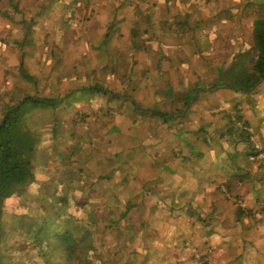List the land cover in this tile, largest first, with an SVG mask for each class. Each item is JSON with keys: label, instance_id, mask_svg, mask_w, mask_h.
<instances>
[{"label": "rangeland", "instance_id": "374dc122", "mask_svg": "<svg viewBox=\"0 0 264 264\" xmlns=\"http://www.w3.org/2000/svg\"><path fill=\"white\" fill-rule=\"evenodd\" d=\"M112 2L111 5L110 2L104 3L101 0H0V38L2 40L0 41V124L10 108L20 106L19 109L24 114L19 126L21 129L15 138L16 143H20L21 139L23 144L21 149L28 151L27 158L32 165L34 180L28 187L20 190L19 195L15 194V198L21 201L22 208L29 205L31 220L35 216L52 215L50 210L53 209L52 204L60 207L59 212L70 213L78 218L77 220L82 222L89 233L92 232L93 224H101L98 220L109 219L102 214L100 196L92 198L88 194L90 182H96L95 170L89 164L94 162L97 165L96 160L99 156L95 148L100 149L101 144L98 143V133H94L93 142H91L92 135L86 134V128L91 121L101 116L100 108H103L105 115L112 113V108L116 106V95L128 97L136 102L141 110L173 114L177 96L189 89L192 99L184 114L180 115L185 117L191 104L200 100L201 97L208 101H215L217 106L227 110L232 103L239 100L240 96L236 92L246 93L240 91L242 89L239 87H243L241 81L245 65L247 67L251 65L253 54L250 53V48L243 39L248 38L247 41L251 44L249 37L254 34L255 19L264 16L257 0H175L170 3L161 0H112ZM107 4L112 7V11L117 7L113 13L110 10L111 7L100 12L99 7ZM188 9L191 11H187ZM215 10L228 13L222 15L216 13L213 18L211 15ZM222 16V20L226 21L223 24L220 19ZM111 23L110 30H107L105 34L101 32L102 26L107 27ZM126 24L131 27V30L123 32L122 26L126 27ZM220 26L229 29L226 38L220 37L225 29ZM182 27L183 30L180 29ZM119 29L122 35H119L120 38L115 41L113 37L115 38ZM159 30L163 32L170 30L171 33L166 34L169 38H163L166 35L161 34ZM132 31L134 37L138 38L133 47L130 46ZM161 38L166 39L167 44L169 43L167 46L171 52L174 50L173 56L176 62L179 59H186L180 56L186 53V49L191 50L192 53L189 54L191 62L189 65L196 60L193 58L195 54H199L196 58H200L203 64L204 61L211 60L206 69V76L191 85L192 78H190L188 82L182 83L180 88L171 75L164 73L165 69L172 70L169 62L168 65L165 62L164 66L155 62L159 55L170 54L169 50L165 53L158 46ZM202 38L208 40L210 47L205 45L207 41L201 40ZM141 41L143 44L146 41L155 43L152 45L153 49L146 50V60L152 63L149 69L150 77H147L149 84H145L142 80L133 81L132 76L142 71L141 68H135L139 61L136 59V54L137 50L140 52ZM222 41H224L223 46ZM195 42L198 44L194 45ZM220 44L223 49L222 55L216 53L219 51ZM156 47L159 49L158 52ZM132 52L134 54L131 56ZM220 57V61L216 63ZM197 67V65L193 66L196 70ZM182 75L181 71L180 79H183ZM121 81L126 88L123 93L117 89V84ZM96 87L103 88L106 92H103V89L97 90ZM150 89L153 91L150 92ZM137 91L138 94H136ZM204 92L207 93L204 94ZM253 92L256 94L255 105L262 104L260 97L264 95V80L248 94ZM24 96L54 98L55 102L48 106L33 107L23 103ZM153 100H159V102L155 104ZM167 100L172 105L164 108L162 104H167ZM150 121L154 122L152 118ZM254 127L260 129L258 123H255ZM216 139L220 140L219 135H216ZM207 140L211 141L212 138L208 137ZM207 149H204V152ZM226 149L229 151V147ZM235 149L233 145V151L229 155L227 152L221 154V148H219L216 152L218 158H212L209 155L207 158L209 167L204 172L216 173L218 169L224 167L223 161L227 157H230L233 162L247 161V155L239 151L234 153ZM86 159L88 161H85ZM111 162L109 167L114 164L113 161ZM251 163L255 161L251 160ZM190 166L188 165L189 168ZM97 173L100 175L101 169H98ZM104 182L110 189L119 185L113 175L106 177ZM262 182L264 183V180ZM78 184L80 187H77ZM100 184L94 185L93 190H99ZM259 186L263 188L264 184L259 183ZM182 196L184 197V194ZM169 197L175 199L176 195L170 194ZM175 206L179 204L176 202ZM9 208L12 207L9 206ZM35 208L39 210L34 211ZM110 213L118 217L120 211ZM57 214L58 212L54 213L52 218L44 221L48 228L56 223L55 215ZM15 215L9 218L13 219ZM214 217L217 218V213ZM194 220L201 223L198 218ZM114 221L121 223L118 219ZM59 222L64 228V221L59 220ZM138 225L142 229L136 234L141 236L143 235L141 231H146V227L142 224ZM104 227L101 226L103 232L98 233V240L93 243L95 252L99 253L98 258L89 256L90 248L85 246L83 241H77L74 245L81 255L78 258L80 264L85 255L87 256L83 259L85 263L118 264V261H122L120 264H124L123 260L113 256V251L108 254L107 251H100L99 248H102V244L106 248L109 246L105 240H102L107 238L105 232L113 244L119 239L118 237L127 235L129 230H126L124 223L116 227L110 226L105 232ZM64 231L60 230L57 233V239H61L58 240L60 243H66L63 240L65 238L70 239ZM132 233L128 234L131 237L129 239L134 238ZM210 233L216 234L213 230ZM197 234L190 233L183 239H177L182 245L178 253L181 255L173 257L174 264H188V262L196 264L189 261L192 257L188 256L186 248L197 245L192 240ZM247 234L248 230L245 235ZM263 238L264 235L261 240ZM130 244H126L123 239L117 246V250H125ZM198 248L200 251V247ZM249 248L252 256L249 253L250 256L245 261L248 264H264V244L261 250L252 243L249 244ZM132 251L135 256L142 252L141 249ZM234 251L232 244L227 250L228 255L233 256ZM33 252H31L32 255ZM144 253L147 254V252ZM102 254L105 255L100 259L99 256ZM123 254L127 259V253L123 252ZM182 254L186 257H182ZM221 254L219 256L222 258L224 254ZM148 260L153 264H164L166 259L153 257ZM169 260L168 264H172L171 259ZM245 261L243 264H247ZM208 263L227 264L214 256L208 257Z\"/></svg>", "mask_w": 264, "mask_h": 264}, {"label": "crops", "instance_id": "0c3cea01", "mask_svg": "<svg viewBox=\"0 0 264 264\" xmlns=\"http://www.w3.org/2000/svg\"><path fill=\"white\" fill-rule=\"evenodd\" d=\"M101 1H104V3L110 2L111 5L113 3L112 0ZM107 7L110 8L111 6L108 4L101 5L99 7L100 12L102 10L105 11ZM116 8H113V11ZM110 10L113 13L112 7ZM187 11H191V9ZM216 13L222 15L228 12H218L215 10L211 16L214 18ZM222 18L223 16L220 18L223 24L226 21L222 20ZM110 25L107 27L106 25L102 26L101 32L105 34L109 30ZM122 27L124 28L123 32L131 30V27L127 26V24L126 27ZM180 29L183 30V27ZM228 30V28H225L220 37L226 38ZM159 31L163 35L171 33L170 30L165 32ZM120 33L121 29L117 30V34L115 38L113 37V40H118L120 38L119 35H122ZM163 38L167 39L169 35ZM163 38H161L162 41L160 40L158 46H160L162 51L167 53V50H169L167 45L169 43L167 44L166 39ZM249 38H251L252 43L253 36L251 35ZM137 39V37H134L132 31V43L131 45L129 43V45L135 46ZM201 40L207 41L205 45L210 47L207 39L202 38ZM243 40L250 48L251 44L248 43V38L245 37ZM223 42H221L222 46ZM153 44L155 43L149 41L143 44L141 41L140 52L137 50L136 54V59L139 61L135 68H141L142 71L132 75L133 81L142 80L145 84H149L147 77H150L149 69L152 63L146 60V50L153 49ZM195 44L198 43L195 42ZM222 46L220 44L219 51L216 53L223 54ZM113 50L114 47L112 45ZM156 50L157 52L159 51L157 47ZM185 52L180 54V56L186 59H179L178 62L174 59V50L172 52L169 50L170 54L168 56L159 55L155 59L156 64L161 63L160 65L162 66H164L165 62L168 65L169 62L172 70L165 69L164 73L171 75L175 82L180 85V88L182 83L188 82L190 78H192L191 85L201 77H205L209 61H211L207 58L208 61H204L203 64L200 58H196L199 54H195L193 56L196 59L195 63L193 62L192 65H189L191 64L189 58L192 53L188 49ZM133 54L132 52L130 55L132 56ZM220 59L221 57L217 59L216 63ZM216 63L214 64L216 65ZM196 65L198 66L197 70L193 68ZM181 71L183 72V79H180ZM117 89L122 93L126 91L122 81L117 84ZM149 91L152 92L153 90L150 89ZM188 91L189 89H186L182 94L177 96V104L172 110L176 115L168 118L166 122L161 117L152 114L153 111L141 110L128 97L116 95V106L112 108V113L105 115L103 108H100L99 114L101 116L91 121L86 128V134L88 136L89 134L92 135L91 142H93L94 133H98V143L101 144L100 149L95 148L99 156L96 160L97 165L94 162L89 164L95 170L94 180L97 184L96 182H90L88 191V194L92 198L100 196L102 214L104 217L109 218L106 219L105 223H101L100 226L111 225L115 219H118L119 221L121 220V223L117 226L124 223L126 230H129L126 233L127 235L118 237V242L115 241L113 244L105 233L107 238L103 240H106L109 246L107 248L106 246H102V249L103 251H107L108 254H110V251H113V256L123 260L124 264H153L148 260V258L153 257L165 258L164 264H168L170 262L169 259H171L172 264H174L173 257L181 255L178 253L182 245H180L177 239H183L187 235L189 236L190 233L198 234L192 238L197 245H194L193 248H186L188 256L193 258V260L189 261L196 263V259L198 258L199 261L196 264H204V257L214 256L216 259L219 257L222 263H226L230 259L227 252L229 246L235 245L236 239H240V236L237 232H233L235 234L232 235L233 233L230 234L227 229L221 228L220 222H224L226 219L225 223L231 222L229 217H232V212L236 208V201H239L244 208L255 209L257 206V199L259 197V193L255 191L258 187L257 181L264 180L263 169L259 168L258 164L249 161L251 166L241 171L240 168H237V163L231 161L230 157H227L223 161L224 167L218 169L216 173L213 171L211 174H207L204 171L209 167L207 161L209 155L212 158H218L216 152L219 148H221V154L224 152L229 154L231 150L234 140L229 139V128L231 126L229 116H234L235 118V113L242 114V118H248L254 125L258 123L260 125L261 137L264 139V95L260 97L262 104L255 105L254 98L256 94L254 92L250 95L248 92H236L240 98L236 103H232L227 110L217 106L218 104L215 101H208L200 95V100H196L191 104L187 110V115L183 117L180 116L184 114L186 109V107L183 108V105L188 101V97L191 98V94ZM206 93L204 92V94ZM136 94H138V91ZM228 94L231 95V93ZM190 101H188V104ZM153 102L156 104L159 100H153ZM171 105L172 103L168 100L167 104H162L164 108H168ZM182 110L183 112H181ZM151 118L154 122L150 121ZM216 135H219L220 140L216 139ZM208 137H211L212 140L208 141ZM236 144L237 148L235 150H241L245 154V143L237 141ZM227 147H229V151L226 149ZM206 148L208 149L204 152ZM110 160L114 162L112 167H109L112 163ZM85 161L88 160L86 159ZM188 165H191L190 168ZM98 169H101L100 175L97 173ZM236 171L246 174L249 180L243 179L240 181L238 177H243L244 175L241 176L238 173L237 177L235 176ZM110 175L116 178L117 183L119 182L118 186H114L111 189L104 182L105 178ZM251 179H254V181ZM255 183L256 187L254 186ZM99 184L101 188L94 191L93 186ZM79 185L77 187H80ZM229 185H235L234 196L229 193L228 195L232 199L226 201L224 194L220 190H226ZM220 186L221 189L219 190ZM129 188L132 190L128 191L127 189ZM98 191L101 195L97 193ZM129 193L131 194L128 195ZM170 194H175L176 198H170ZM183 194L184 197L182 196ZM235 196L239 197V199H235ZM82 198H80L81 202ZM176 202L179 204L177 207L175 206ZM171 209H174V211L170 212ZM111 211H115V213L120 211V214L118 217H115L111 215ZM192 212L197 213L196 217L200 216L201 221L204 215L213 217L217 213L216 219L218 220L213 217L214 220L212 221V224L216 226L214 229L216 234L211 235L212 226L207 227L206 224L202 225L201 221V223L195 221V217L191 215ZM125 222L128 223L125 224ZM138 224L146 227V231H141L143 234L141 236L136 234L137 231L142 229ZM245 224H248V222L245 221ZM259 228L260 230L254 228L251 236L254 240L253 243L261 250V246L264 244V238L261 240L264 235V223H260ZM131 232H133V239H129L131 237L128 234ZM123 239H125L126 244H131L125 250H121L122 252L117 253V246ZM231 241L232 243H230ZM198 247H200V251ZM133 249H137V251L141 249L142 252L138 254L141 256H135L132 251ZM258 249L257 251H259ZM123 252L127 253V259ZM144 252H147V254ZM221 253L224 254L222 258L219 256ZM182 257L186 256L182 254ZM120 263L122 261H118V264Z\"/></svg>", "mask_w": 264, "mask_h": 264}, {"label": "trees", "instance_id": "16d2710c", "mask_svg": "<svg viewBox=\"0 0 264 264\" xmlns=\"http://www.w3.org/2000/svg\"><path fill=\"white\" fill-rule=\"evenodd\" d=\"M165 1L170 3L175 0ZM257 4L260 9H262L260 11L264 13V0H257ZM110 27H112V23L109 28ZM0 41L2 42L1 38ZM250 53L253 54L251 65L248 67L245 65V72L242 75L243 79L241 81L243 87H239L242 89L240 91L246 93L252 91L259 82L264 80V16L255 19ZM95 89L102 90L103 88L96 87ZM104 91L106 92V90L103 89V92ZM22 99L23 103L26 105L29 104L33 107L48 106L55 102L54 98L32 96H24ZM189 100H191L190 97H188V101ZM188 101L183 105V108L188 106ZM134 103L137 106L136 102ZM19 108L20 106L14 109L10 108L5 114L2 124H0V264H80L78 258H80L81 255L74 246L77 244V241H83L85 246L87 245V247L90 248L89 256H95L98 258L99 253L97 254L95 252L93 243L98 240V233L103 232L99 224H93L92 232L89 233L82 222L77 220L78 218L73 217L70 213L63 214L59 212L58 210L60 207L55 204L51 205L53 208L50 209L52 215L45 217L44 215H34L36 219L33 218V220H31L29 218V205L22 208L21 201L19 202L18 199L15 198V194L19 195L21 192L20 190L28 187V185L34 180L32 165L27 158L28 151L21 149V147H23L21 139L20 143H16L17 140L15 135L21 129L19 126L22 114H24ZM181 112H183V110ZM152 114L161 117L165 122L169 117L176 115L175 112L169 114L160 111L152 112ZM234 115H236L235 118L234 116H229V122L231 124L229 128V139L234 140L229 154L233 151V145L237 148V141L245 143L247 161H236L237 168H240L241 171H243L244 169H248L250 164L249 161L251 162V155H258L261 151H264V139L261 137L260 129L255 128L251 120L248 118H242V114L239 115L235 113ZM258 145H260V149L257 148ZM239 152L243 154L241 150ZM234 153H236V150H234ZM254 161L264 172V157ZM241 171H236L235 176L239 173L241 176L244 175L243 177L237 176L240 181L243 179L249 180L247 175ZM251 180L254 181V179ZM259 183L264 184L262 180L257 181V184ZM254 186L256 187V183ZM234 187L235 185H229L224 191L220 190L221 186L219 187V190L224 194L226 201L232 199V197L228 195L229 193L234 196ZM255 191L259 193L255 209L244 208L239 201H236V208L232 212V217H229L231 222L225 223L227 219L224 222H220L221 228L227 229L230 234L237 232L240 236V239L235 242V245L233 244L235 249L234 255L230 256V259L226 262L227 264H243L244 261L249 258L251 254L249 244H254L253 237L251 236L252 231L254 228L260 230V223H264V186L263 188L257 187ZM235 199H239V197L235 196ZM9 206L12 208H9ZM38 210L39 208L34 209V211ZM172 211H174V209L170 210V212ZM56 212H58V214L55 215L56 223L52 225L51 228H48L44 221L47 218H52ZM12 215H15V218L10 219ZM191 215L201 221L200 216L196 217L197 213L192 212ZM213 217L210 215H204L201 222L202 225L206 224L207 227L212 226L213 231L216 232L214 230L216 226L212 224V221L214 220ZM59 220L64 221V228L61 226L60 222L58 223ZM98 221H100V223H105L106 219ZM245 221H247L248 224H245ZM117 224V221H114L111 225H105L104 232L107 231L110 226L116 227ZM60 230H65L64 233L67 234V237H70V239H63L66 243H60L59 241L61 239H57V233ZM246 230H248L247 236L245 235ZM234 234L235 233L232 235ZM99 238H101V236H99ZM230 243H232V241ZM61 245L64 247L62 248ZM102 246L105 245L102 244ZM101 250L103 249L101 248L100 251ZM32 251H34L33 255L31 253ZM116 252L119 253L121 250H117ZM104 255L105 254L100 255V259L102 256L104 257ZM86 257L87 256L85 255L82 258L81 264H91V262L85 263V260L83 259ZM208 257L203 261L204 264H209ZM198 261L197 258L196 263Z\"/></svg>", "mask_w": 264, "mask_h": 264}, {"label": "built area", "instance_id": "2783aa9c", "mask_svg": "<svg viewBox=\"0 0 264 264\" xmlns=\"http://www.w3.org/2000/svg\"><path fill=\"white\" fill-rule=\"evenodd\" d=\"M257 148H261L260 145L257 146ZM264 157V151H261L258 155H251L250 156V159L251 160H256V159H259V158H263Z\"/></svg>", "mask_w": 264, "mask_h": 264}]
</instances>
